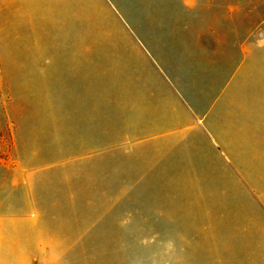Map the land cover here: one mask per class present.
Listing matches in <instances>:
<instances>
[{"label":"crops","instance_id":"crops-1","mask_svg":"<svg viewBox=\"0 0 264 264\" xmlns=\"http://www.w3.org/2000/svg\"><path fill=\"white\" fill-rule=\"evenodd\" d=\"M120 1L131 25L114 28L89 24L83 0H52L50 14L39 16V25L50 18L61 40L14 47L40 55L44 50V58L28 66L44 59L52 67L59 59L60 68L49 73L60 81L66 105L82 107L75 113L79 123L73 127L66 121L61 131L68 138L77 129L79 148L97 145L103 134L92 120L85 122L94 113L86 108L92 109L100 80L106 81L114 102L123 91V145L130 159H139V177L157 179L156 186L171 193L173 209L205 212L187 219L210 227L204 264H264V35L252 31L245 38L233 15L229 23L227 11L197 10L196 0H185L186 10L158 0ZM116 37L124 41L125 52L119 55L110 50ZM25 63L12 61L13 66ZM12 88L17 131L12 125L13 153L0 158V264H160L144 251L77 248L85 240L84 224L63 219L59 212L83 208L64 201L65 194L78 191L68 186L77 175L37 166L40 156L29 142L25 116L29 107ZM167 177L172 181L163 185ZM180 177L203 179L209 197H196L199 180L187 185ZM212 208L219 209V217ZM218 226L219 235L212 232Z\"/></svg>","mask_w":264,"mask_h":264},{"label":"rangeland","instance_id":"rangeland-1","mask_svg":"<svg viewBox=\"0 0 264 264\" xmlns=\"http://www.w3.org/2000/svg\"><path fill=\"white\" fill-rule=\"evenodd\" d=\"M176 1L158 0L156 3L169 7L173 5V8L180 10L188 9L187 1ZM51 5L52 0H0V59H4L3 63L0 60V120H3L4 125L3 130H0V158L5 160L13 153L12 125L17 131V121L11 113L12 87H15L18 99H24L25 106L29 107L25 116L29 121V142L40 156L37 166H47L44 171L49 173L66 171L77 175L68 186L71 190L78 191L65 194L64 201L68 204L71 201L77 202L83 208L81 211H59L63 214V219L77 218L84 224L85 240L81 245L78 243L77 248L144 251L148 259L155 262L158 260L160 264H178L177 258L183 259L184 264H194L195 260L197 264H204L209 257L205 235L210 233V227L204 224L191 225L187 219L203 217L205 212L203 209H173L171 193L162 192L156 186L157 179L139 177V159H130L129 147L123 145L126 135L123 129L122 90L118 94L120 100L114 102L106 81L100 80L102 86L93 96L94 105L92 109L86 108L94 113L87 115L90 119L85 122L92 120L97 127L95 130L103 133L97 145L79 148L74 137L77 129H72L74 135L69 136V139L65 131H61L62 128H67L64 125L66 121L73 127L79 123L81 118L75 113L82 112V107L66 105L65 96L60 93V81L54 79V74L50 78L49 71L54 73L61 66L59 59L56 58L52 67L44 59L28 66V63H34L32 59L44 58V50L40 51V55L36 50L14 47L16 43L50 44L58 41L59 37L61 40V35L55 33L50 18L48 26L46 23L39 25V20H42L39 16H48ZM194 5L200 11H227L229 23L230 16L233 15L234 21L243 26L245 38L252 31L259 37L264 35V0H196ZM82 7L85 16L92 17L89 24L93 22L94 26L117 28L120 25H131L125 3L120 0H83ZM28 16L32 20L29 21ZM111 43H116L110 49L112 52H117L118 55L125 52L122 38L118 40L116 37ZM13 60L20 64L25 61L27 65L13 66ZM50 88L52 91L47 97L44 96L45 91L49 92ZM45 106L48 110L46 115L43 109ZM44 115L48 128L46 134L43 129ZM69 117V120H65ZM93 131L90 129L88 132ZM81 170L83 174H79ZM161 180L163 185L172 181L171 177ZM177 180L187 185L192 180H199L200 185H195L201 191L197 192L199 194L196 197L202 196L200 194L207 197L210 195L204 192L203 179L180 177ZM209 211L213 216L219 217L218 208ZM175 221H182V224L175 225ZM212 232L219 235L220 227H214ZM113 234L116 241H113ZM107 235H110L109 240ZM193 235L196 237L191 238Z\"/></svg>","mask_w":264,"mask_h":264}]
</instances>
